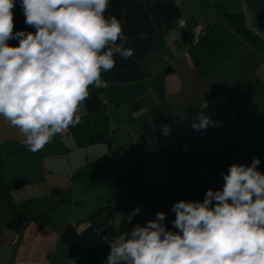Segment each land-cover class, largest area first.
Instances as JSON below:
<instances>
[{"label":"crops","instance_id":"crops-1","mask_svg":"<svg viewBox=\"0 0 264 264\" xmlns=\"http://www.w3.org/2000/svg\"><path fill=\"white\" fill-rule=\"evenodd\" d=\"M236 13L241 20L227 17ZM105 16L121 21L134 56L116 55L115 67L102 73L106 85L90 86L78 125L32 152L0 117L2 178L11 199L35 197L52 208L20 234L0 202V264H106L103 236L121 234L130 200L142 202L145 223L157 212L167 216L164 199L202 202L208 189L222 190L233 164L258 158L264 174V0H109ZM13 20L14 33L35 32L21 0ZM8 44L18 47L19 40ZM198 113L212 122L207 128L192 127ZM124 148L145 155L136 183L118 192L130 169L117 154ZM106 204L121 210L97 226L88 215ZM165 226L178 231L172 222Z\"/></svg>","mask_w":264,"mask_h":264},{"label":"clouds","instance_id":"clouds-1","mask_svg":"<svg viewBox=\"0 0 264 264\" xmlns=\"http://www.w3.org/2000/svg\"><path fill=\"white\" fill-rule=\"evenodd\" d=\"M109 0H21L25 24L35 32H13L15 0H0V117L23 135L28 150H42L81 122L90 86L111 71L115 56L128 60L126 36L116 16H105ZM19 40L18 47L8 41ZM120 41L117 44V41ZM212 123L198 113L195 130ZM167 135L169 129L163 128ZM233 164L222 190L208 189L202 202L172 205L129 232L103 236L106 264H264V174ZM142 209L123 217L129 224ZM121 219L115 223L120 224Z\"/></svg>","mask_w":264,"mask_h":264},{"label":"trees","instance_id":"trees-1","mask_svg":"<svg viewBox=\"0 0 264 264\" xmlns=\"http://www.w3.org/2000/svg\"><path fill=\"white\" fill-rule=\"evenodd\" d=\"M227 17L234 20H241L242 15L240 13L236 14H228ZM145 153H140L136 156L134 168L131 169V174L128 176L137 175L139 166L143 160ZM85 173V172H83ZM3 167L0 163V202H2L13 215V228L17 230L20 234L23 232L24 228L27 226L29 222L34 219H47L49 211L52 209L51 207H47L41 203L38 198H29L18 203L14 202L9 194V190L3 181ZM136 177L133 180L136 183ZM141 190V189H140ZM179 202V200L173 198H167L163 200L164 207L167 209V216L164 223H169L174 221L175 213L172 211V205ZM138 202H133L130 200L128 204L124 207V209L130 210L129 213L136 209ZM145 205V203H144ZM121 210L119 206L113 204H106L104 206H100L95 211L88 215V219L95 224H109L115 218V213ZM142 210L132 218V222L129 224L125 219L122 221L120 225V233L129 232L132 227H134L137 223L144 225L142 221ZM103 214V215H102ZM102 215V216H100Z\"/></svg>","mask_w":264,"mask_h":264},{"label":"built area","instance_id":"built-area-1","mask_svg":"<svg viewBox=\"0 0 264 264\" xmlns=\"http://www.w3.org/2000/svg\"><path fill=\"white\" fill-rule=\"evenodd\" d=\"M180 24H183V20L180 19L179 20ZM201 28L200 27H196L194 29V40L197 41L201 35ZM106 85V81L101 79V82L98 85H94L95 87H104ZM189 151V147L187 145L183 146L181 148V152L185 153ZM117 154L126 161V163L128 164L129 168L133 169L134 165H135V160H136V156L133 155L128 149L124 148V149H119ZM143 204L142 202H138L137 203V207L136 208H140L142 209Z\"/></svg>","mask_w":264,"mask_h":264},{"label":"rangeland","instance_id":"rangeland-1","mask_svg":"<svg viewBox=\"0 0 264 264\" xmlns=\"http://www.w3.org/2000/svg\"><path fill=\"white\" fill-rule=\"evenodd\" d=\"M125 168H127V167L125 166ZM128 174H131V170L130 169H128ZM136 176L138 177V174L135 175V176H130V177L128 176V180L126 182H124L121 185H118L116 187V189L118 190V192L119 191L121 192V190H123L125 192L128 188H131V185H132L131 182L135 179Z\"/></svg>","mask_w":264,"mask_h":264},{"label":"water","instance_id":"water-1","mask_svg":"<svg viewBox=\"0 0 264 264\" xmlns=\"http://www.w3.org/2000/svg\"><path fill=\"white\" fill-rule=\"evenodd\" d=\"M125 181L124 179L119 181V182H115L113 185H117V184H120L121 182Z\"/></svg>","mask_w":264,"mask_h":264}]
</instances>
